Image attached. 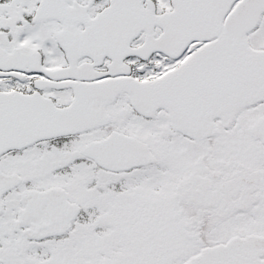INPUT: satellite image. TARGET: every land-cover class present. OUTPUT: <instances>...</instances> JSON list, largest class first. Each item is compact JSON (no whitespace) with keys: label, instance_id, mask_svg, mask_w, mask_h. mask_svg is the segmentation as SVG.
Segmentation results:
<instances>
[{"label":"snow or ice","instance_id":"snow-or-ice-1","mask_svg":"<svg viewBox=\"0 0 264 264\" xmlns=\"http://www.w3.org/2000/svg\"><path fill=\"white\" fill-rule=\"evenodd\" d=\"M0 264H264V0H0Z\"/></svg>","mask_w":264,"mask_h":264}]
</instances>
